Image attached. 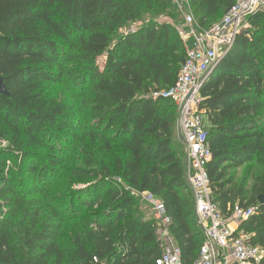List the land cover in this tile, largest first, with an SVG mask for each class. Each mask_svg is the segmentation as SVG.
<instances>
[{"label": "trees", "instance_id": "1", "mask_svg": "<svg viewBox=\"0 0 264 264\" xmlns=\"http://www.w3.org/2000/svg\"><path fill=\"white\" fill-rule=\"evenodd\" d=\"M187 3L207 30L235 0ZM173 16L174 0H0L9 93L0 94V264H157L156 225L138 202L146 193L171 218L182 263L200 259L176 106L155 96L187 55ZM59 86L68 100L49 94ZM200 95L213 201L225 217L254 207L239 230L264 249V13L248 19ZM77 130L90 151L71 166L60 133Z\"/></svg>", "mask_w": 264, "mask_h": 264}, {"label": "built area", "instance_id": "2", "mask_svg": "<svg viewBox=\"0 0 264 264\" xmlns=\"http://www.w3.org/2000/svg\"><path fill=\"white\" fill-rule=\"evenodd\" d=\"M174 1L176 30L187 55L175 84L155 96L168 99L179 111V128L187 147L186 177L195 199L196 218L205 235L200 259L195 264H258L264 258V249L251 244L249 235L239 230L256 209L235 206L225 217L213 201L207 172L212 160L209 126L200 91L214 67L234 46L248 19L264 13V0H235L222 20L207 30L199 27L186 1ZM152 220L162 248L157 264H183L172 236V220L159 201L154 202Z\"/></svg>", "mask_w": 264, "mask_h": 264}, {"label": "rangeland", "instance_id": "3", "mask_svg": "<svg viewBox=\"0 0 264 264\" xmlns=\"http://www.w3.org/2000/svg\"><path fill=\"white\" fill-rule=\"evenodd\" d=\"M186 4L188 7H190L189 4L187 3V0H186ZM172 21L176 22L177 21L176 17L173 16ZM184 45H185V43H184ZM49 94L51 96H54V98L57 101H63V100L66 101L70 97L69 92L62 86L52 88L49 91ZM79 103H80V101H78V100H75L73 102L70 101V106H73V110L75 112L78 111ZM175 108L176 109H173L172 112L176 113V116H177L176 124L179 126V111H178L177 107H175ZM77 133H81V131L77 130L73 134L72 133H65V134L60 133L61 135L63 134L62 137H63V139L66 140V144L68 145L66 147V150L68 149L66 159H69L67 162L71 166L81 165L83 163V157L85 156L86 153H89V151H90V145H88L86 148H82V146L80 145V142H78L76 137H75V135H78ZM78 136H81V135H78ZM180 139H182V133H181V130L179 129L178 134L176 135V142L181 143ZM182 144H183V146H180L179 152H182V154L185 156V159L187 160V147L185 146L184 143H182ZM67 162H65V163H67ZM247 168L248 167H243L240 171L236 172V173H238L239 180L242 179V176L244 174V170ZM185 170H186V175H187L186 164H185ZM236 173L232 172L231 175H235ZM59 194H63V193L59 192ZM155 201H157V200L154 198H151V196L147 193L140 195L138 197L139 208H140L141 212L143 213V216L146 219H152L153 218V206H154Z\"/></svg>", "mask_w": 264, "mask_h": 264}, {"label": "water", "instance_id": "4", "mask_svg": "<svg viewBox=\"0 0 264 264\" xmlns=\"http://www.w3.org/2000/svg\"><path fill=\"white\" fill-rule=\"evenodd\" d=\"M212 71H211V73H212ZM0 94L9 97V93H8V91L4 85L3 78H0ZM180 141H181V143H184L183 139H181ZM259 202H260V204H264V196L259 198Z\"/></svg>", "mask_w": 264, "mask_h": 264}, {"label": "crops", "instance_id": "5", "mask_svg": "<svg viewBox=\"0 0 264 264\" xmlns=\"http://www.w3.org/2000/svg\"><path fill=\"white\" fill-rule=\"evenodd\" d=\"M184 1H186V0H184ZM180 128H179V126L177 125L176 126V134H178V130H179ZM181 140V139H180ZM181 142V141H180ZM185 164H186V159H185Z\"/></svg>", "mask_w": 264, "mask_h": 264}]
</instances>
